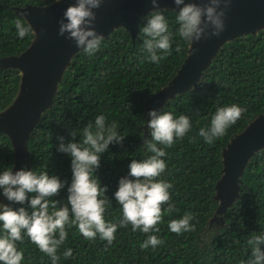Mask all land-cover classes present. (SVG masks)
<instances>
[{"label":"trees","instance_id":"obj_1","mask_svg":"<svg viewBox=\"0 0 264 264\" xmlns=\"http://www.w3.org/2000/svg\"><path fill=\"white\" fill-rule=\"evenodd\" d=\"M52 1L0 0V56L18 54L33 37L32 30L22 39L17 35L15 20L29 25L17 8ZM162 9L169 31L175 33L179 26L177 13L171 8ZM149 13L139 21L135 37L124 27H118L103 36L99 50L93 55H86L82 49L75 52L52 103L30 132L26 157L17 156L10 137L0 131V171L15 172L21 168L37 173L47 171L48 175L67 182L59 195L52 198L66 203L72 178L71 157L57 151V138L64 137L67 143L73 130H80L89 122L94 123L96 116L103 115L106 123L116 121L118 133L124 136L122 143L109 145L94 173L101 187L107 186L105 195L110 199L104 219L119 223L121 206L113 196L118 181L128 174L132 159L152 155L143 143L144 139H150L145 99L167 84L183 62L190 43L174 37L171 55L158 64L148 62L142 26ZM18 83L17 68L0 67V110L12 101ZM232 104L246 111L223 137L209 145L199 136V129L210 125L218 107ZM161 110L171 112L174 117L185 115L191 124L183 139L177 138L172 147L164 149L166 155L162 159L167 168L157 178L173 185L169 192L175 210L171 214L165 211L157 225L159 232L132 231L131 224L118 227L111 245L99 236L85 239L76 227L67 228V238L57 252L58 264H242L247 261L251 254L247 241L253 234L264 231V147L248 161L239 194L230 205L219 210V200L214 195L215 183L221 175L222 148L250 120L264 112V28L225 42L196 85L168 98ZM79 139L78 135L76 140ZM0 203L13 209L28 207L8 201L2 194ZM186 213L193 215L191 223L195 230L179 235L171 232L169 221ZM0 235H3L2 227ZM148 235H156L164 243L156 249L142 250L140 245ZM17 247L24 254L21 264H51L50 258L27 235ZM69 248L72 256L65 259L63 253Z\"/></svg>","mask_w":264,"mask_h":264},{"label":"clouds","instance_id":"obj_2","mask_svg":"<svg viewBox=\"0 0 264 264\" xmlns=\"http://www.w3.org/2000/svg\"><path fill=\"white\" fill-rule=\"evenodd\" d=\"M61 0H54L60 3ZM104 0H75L63 12L58 21V35L74 42L78 49L86 55H93L100 48L103 35L95 30L97 19L94 10L99 9ZM231 0H204L203 3L173 0L179 9H173L178 23L175 33L169 31L168 21L159 7L158 0H150L154 9L145 18L142 33L145 39L143 47L147 53L145 59L158 64L167 55H171L174 37L183 41L199 42L209 37H219L225 29L226 10ZM27 12L21 13L27 16ZM17 35L22 39L32 30L31 25L25 26L20 19L14 21ZM176 51H180L179 45ZM198 49L191 48L189 55ZM246 111L236 104L218 107L211 117L208 127L199 129V136L211 145L217 138L223 137L227 129L239 120ZM150 119L147 129L150 139L143 143L152 155L145 159H132L129 172L118 181L117 190L113 193L115 201L121 206L122 218L119 223L104 219L110 199L105 195L107 186L101 187L94 174L100 167V158L110 144L122 143L124 136L118 131L116 121L106 123L103 115L96 116L80 130L70 133L71 139L65 143L64 137H58L57 151L71 157V183L67 187L66 203L55 199L66 181L56 176L48 175L47 171L37 173L23 168L13 172L11 169L0 171V194L8 201L28 207L13 209L0 203V264H21L24 260L22 250H18V242L22 243L24 235L47 255L51 264H58L60 256L58 249L67 238V228L76 227L85 239L94 240L99 236L107 245L115 239L118 227L132 226V231L143 233L159 232L157 225L162 221L165 211L171 214L175 206L170 203V182L157 179L166 170L167 165L162 159L165 148H170L177 138L183 139L191 128L190 120L185 115L174 117L171 112H148ZM80 136L77 141L76 137ZM163 145V147H158ZM28 194H33L29 197ZM163 205H167L164 209ZM31 210V211H29ZM191 213L184 214L179 219L170 220L168 228L171 232L182 234L195 230ZM22 233L24 235H22ZM164 241L156 235H148L140 245L142 250L149 247L156 249ZM251 254L242 264H264V231L253 234L247 241ZM63 256H72L71 248L64 251Z\"/></svg>","mask_w":264,"mask_h":264},{"label":"water","instance_id":"obj_3","mask_svg":"<svg viewBox=\"0 0 264 264\" xmlns=\"http://www.w3.org/2000/svg\"><path fill=\"white\" fill-rule=\"evenodd\" d=\"M75 0L54 1L45 5L26 4L18 7L19 14L26 11L33 37L18 54L0 56V67H13L19 71V83L12 101L0 110V131L11 140L17 156L27 155V140L41 113L52 103L71 58L79 49L74 42L59 36L58 21ZM203 3L204 0H185ZM160 8L179 10L173 0H158ZM150 0H104L96 12L95 30L108 36L118 27L127 29L132 37L138 33L139 21L153 11ZM225 29L219 37H209L189 43L187 54L167 84L145 99L147 114L160 111L168 98L196 85L220 47L236 36L255 33L264 28V0H231L225 16ZM191 48L198 51L189 55ZM148 119L150 117L148 116ZM264 147V112L235 133L222 148L221 175L215 183L214 197L218 209L230 205L239 194L241 176L250 158ZM26 157V156H24Z\"/></svg>","mask_w":264,"mask_h":264},{"label":"rangeland","instance_id":"obj_4","mask_svg":"<svg viewBox=\"0 0 264 264\" xmlns=\"http://www.w3.org/2000/svg\"><path fill=\"white\" fill-rule=\"evenodd\" d=\"M21 157H24V156H26L25 154H22V155H20Z\"/></svg>","mask_w":264,"mask_h":264}]
</instances>
